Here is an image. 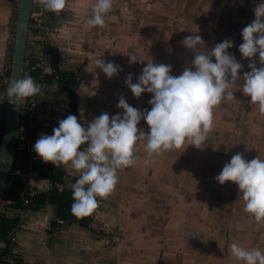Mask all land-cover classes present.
<instances>
[{
  "label": "flooded vegetation",
  "instance_id": "af4514ba",
  "mask_svg": "<svg viewBox=\"0 0 264 264\" xmlns=\"http://www.w3.org/2000/svg\"><path fill=\"white\" fill-rule=\"evenodd\" d=\"M120 1L118 8H115L120 12V20H124L129 15V9H133V11L141 9L140 6L134 7V5L146 3V0ZM191 1H193L194 5L200 2V0ZM205 1V3L201 4V9L204 12H209L207 7L214 0ZM218 1L222 4L221 11L218 10L219 16L225 15L233 22L235 14L240 15L237 3L241 5L240 9L244 10L245 8L244 11L248 12L247 15H242L243 18L247 19L245 25L255 19L253 8L258 3V0ZM162 3V0H149L147 2L148 5L156 8L153 13L157 19L164 17L171 21L186 11L183 7H177V9L175 7L169 10V14H163L165 10L161 11ZM18 4L19 0H0V16L3 19L7 16L12 21L7 22V25L4 22L2 24L4 27H1L0 24V60L2 50L4 49L5 51L7 39L8 41L10 40L9 44H12L9 56L5 58L4 66L0 63V84L11 65ZM108 15L109 18L111 16L116 17V12L110 11ZM55 17L53 12L47 11L43 29L38 31L35 29L32 20H30L27 56L30 52L36 51V46L39 47L37 50L38 55L49 57V60L52 56L51 50L56 51L54 61L58 62L59 70L63 73H73L69 65L60 61V59H64V56L62 57L63 49L49 37L50 22ZM2 18H0V21L3 20ZM9 23H11V31L9 38H7L6 31L8 30L7 26L10 25ZM118 28L117 22L110 18L109 34L113 42H110V44L113 46L109 45L110 49L107 50L106 61H113L120 66L121 70L117 75L108 78L96 66H91L89 70L76 69L79 79H77L76 102L73 107L75 110L78 107V121L81 124L82 120L86 121L82 125L93 120V115H96V108H98L94 104L98 102L104 106L103 110L100 109L102 113L107 112L111 116L117 112H122V109L117 108V103L121 96H124L133 107L140 110L149 109L151 105L148 101L152 94L145 92L140 97H135L125 84V79L129 73H132L133 82L135 83L142 68L148 62L147 60L152 59L155 63H171L167 59V57H171L170 53H165V57L157 56V54L147 50L142 53L141 48L135 42H131L127 35H119ZM229 35L232 37L231 32ZM235 37L236 34L233 36L234 40L237 39ZM72 43L78 44L79 42L75 39ZM129 47H132V50ZM230 49L228 51L231 53ZM237 51L241 55L238 49ZM71 54L74 58L78 56L77 53ZM130 56H135L144 61L130 63ZM171 59L173 58L171 57ZM241 60L239 59V62ZM69 64L73 67L75 63L71 62ZM256 65L259 67L260 61ZM63 66L66 68L64 69ZM46 70L49 72L50 69L47 68ZM246 70H240V75L244 74L243 72ZM103 74L105 83L101 79ZM57 79L58 77L55 78L53 85L47 82L41 84L45 89L46 103L51 100V94L64 92L57 86ZM80 85H82V88H87L88 91L79 92L80 96H78L77 89H80ZM235 86H237V83L233 86V89ZM54 88H58L59 92H54ZM112 88L114 89L113 91H111ZM2 93L4 92L1 87L0 95ZM2 97L4 99L2 101L3 111L6 97L4 95ZM102 97H104L103 100L101 99ZM236 98L238 100L240 98L248 100L250 97L245 96L241 91V93H237V96L234 94V97L229 99L231 105L229 104L230 107L228 109L222 110L219 107L223 101L214 108V126L206 141L202 143L201 148L185 144L179 149L163 151L149 158L144 148L146 141H137L135 163L132 166L118 170V182L114 190L106 197L98 198L97 210L86 216L90 219L89 226L93 228L96 225V221L100 220L98 218L100 215L101 220L103 218L100 221L102 225L107 221L110 224L108 226L116 231L109 233V227L107 226L108 229H106L104 238L109 240L108 242L111 245L117 246L124 238V230L122 231L119 225L112 227L111 214L119 212L120 214L123 213L125 218L128 216L140 218L141 223L137 226L143 234L156 232L158 237H160L162 234L172 231L168 237H164L165 249L160 259L162 261L165 260L164 258L167 254L166 246L171 242L172 245L173 242H176L179 244V250L177 259L172 260H182L188 264H224L222 260H227V263L234 262L229 245L232 242H238L239 232L242 230L240 228V223L243 220L242 213L247 212L244 211L243 200L239 198L238 186L231 181L221 185L216 181L215 177L221 171L225 162L229 161L231 156L236 153L243 154L247 160H251L256 156L264 158V142L262 141L264 139V124L255 121L256 115H264L260 114L258 109L255 111L256 105L250 112L242 108V111L248 117L250 116L251 119L250 122L245 123L243 128L236 127L235 119L233 118L237 114L235 108L242 107L237 105L234 108V104L238 101H236ZM223 115L226 116L227 123L224 121ZM253 119L255 123H252ZM0 121L1 128L3 116H0ZM138 128H142L146 133L149 130V126L144 120L140 121ZM53 168L65 170L60 166ZM67 182L61 186L63 187L61 190L72 191V184L68 185ZM168 191H182V194L176 199L173 193H167ZM132 208L136 211L129 214ZM241 208L242 212H240ZM247 214L250 215L249 213ZM179 264H183V262Z\"/></svg>",
  "mask_w": 264,
  "mask_h": 264
},
{
  "label": "clouds",
  "instance_id": "9594fccd",
  "mask_svg": "<svg viewBox=\"0 0 264 264\" xmlns=\"http://www.w3.org/2000/svg\"><path fill=\"white\" fill-rule=\"evenodd\" d=\"M39 2L45 10L56 14L67 4V0ZM112 3L113 0H95L87 25L104 26ZM253 12L255 19L241 30L243 42L238 50L242 58H254L258 54L260 66L254 60L249 63L251 70L242 75L240 89L264 115V0H258ZM192 33L181 43L194 56L179 75L172 74L171 65L155 63L152 59L147 60L135 83L133 74L127 75L125 84L135 97L145 92L152 94L149 109L133 107L121 96L117 108L122 112L111 116L101 113L85 125L76 115L69 114L59 120L51 134L41 133L35 141L33 150L44 162H52L56 167L70 164L78 173L71 185L73 215L91 214L98 206V198L114 190L118 170L135 163L137 141H146L144 148L149 158L185 144L201 148L206 141L214 126V108L234 97L233 86L241 77L243 65L228 51L234 45L233 40L225 38L206 48L202 36ZM143 61L130 56V63ZM95 66L108 78L121 70L115 62L100 57L95 60ZM40 91L41 85L31 75L19 78L13 75L3 94L10 103L19 106ZM141 120L149 126L147 133L138 128ZM215 179L221 185L234 182L244 202V211L257 223L264 221V158L256 156L247 160L243 154L236 153L225 162ZM229 248L232 257L242 264H264V251L259 248H246L237 242L230 243Z\"/></svg>",
  "mask_w": 264,
  "mask_h": 264
},
{
  "label": "crops",
  "instance_id": "0c3cea01",
  "mask_svg": "<svg viewBox=\"0 0 264 264\" xmlns=\"http://www.w3.org/2000/svg\"><path fill=\"white\" fill-rule=\"evenodd\" d=\"M162 2L161 11L165 10L163 14H169V10L175 7L193 9L192 15L183 12L184 15L177 16V20L192 24L196 16L200 14L199 11H203L201 4L206 1L200 0L195 5L191 0H162ZM94 3L95 0H67L66 8L60 14L53 12L56 17L50 22L49 37L63 49L65 59L63 60L75 63L73 68L89 70L91 66H95V60L98 57L106 61V53L110 49L109 45L111 46L109 22L110 18L117 20L120 15L118 9L115 8H118L121 1L113 0L110 11L116 12V17L109 18V11L105 17L104 26H89L86 23L91 16ZM173 20L175 18L171 21ZM2 23L0 22L1 25ZM75 39L79 42L78 44L72 43ZM71 53H77L78 56L74 58ZM101 77L104 82V74ZM57 95L60 94L57 93ZM62 110V100H57L54 105L51 102L47 103L41 110L38 119L43 122L44 133L51 134L52 129L58 126L59 120L63 119ZM36 163L43 168L52 166L43 160ZM60 167L67 170L71 177L74 175L78 177V173L71 169L70 164H61ZM29 181H31L32 188L36 190H43L46 186L45 179H42L37 172L31 171ZM73 183L72 181L71 184ZM135 211L132 208L129 214ZM23 215L16 231V246L24 264H51L53 262L56 264H179L181 262L188 264L186 261L172 260L177 259L179 244L176 242H173V245L171 242L166 246L165 260H160L165 249L164 237H168L172 231L160 237L156 232L143 234L137 226L141 223V219L135 216L125 218L123 213L111 214L112 227L119 225L120 229L124 230L123 240L117 246H113L108 242L109 240L104 238L109 223L105 221L102 225L100 221L103 218L101 220L100 215L98 216L100 220L96 221L93 228L91 226L84 228L78 223H63L52 231L49 230V225L50 221L56 219L54 205H45L39 211L29 210ZM242 219L240 223L242 230L239 232L237 243L246 248H259L264 251V221L257 223L251 215L244 212ZM109 231L112 233L115 230L109 227ZM235 260L234 258V262L231 263H227V260L222 261L224 264H242V261L235 262Z\"/></svg>",
  "mask_w": 264,
  "mask_h": 264
},
{
  "label": "rangeland",
  "instance_id": "374dc122",
  "mask_svg": "<svg viewBox=\"0 0 264 264\" xmlns=\"http://www.w3.org/2000/svg\"><path fill=\"white\" fill-rule=\"evenodd\" d=\"M148 1L149 0H146L145 1L146 3H142V4L138 3L137 5H134V7L140 6L141 9H139L137 11H133V9L132 10L129 9L128 10L129 15H127V17L124 20H120L121 19L120 15L118 16L117 20L114 19V20H116L117 25L119 27L118 28L119 29L118 30L119 35H123V34L127 35L128 38L131 39V42H135V44H137L141 48L142 53H144V50L152 51L154 54H157V56H164L165 53H170L171 57L173 59H171V57H167V59L169 61H171V63H169V65L172 66V74L173 75H179L186 66H189L191 64V60L193 59L194 53L191 50L187 49L181 43V41L183 40V38L185 36L193 34L192 32H196L195 34H199L202 36V38L204 40V45L206 48L213 47L216 43L223 41L225 38H232L231 40H234L233 36H235V34H236L235 38H237V39L234 40V45H233L232 49H230V50H231V53L236 56L238 61H239V59H242L240 61V63L243 65V68L241 69V71H244L246 69H247L246 71H250L251 69L248 67V65L252 60H254L256 64L259 62L258 54L254 58H242V56L237 51L238 48H236L239 46L240 43L243 42L242 36H241V30L244 26H246L245 23L247 22V19L243 18L242 15H247V13H248V12L244 11L245 8H244V10L240 9L241 8L240 4L236 3V5H239L238 8L240 10V15L235 14L233 22L229 19V17H227L225 15H221V16L218 15L219 14L218 10L221 11L222 4L218 0H214V1H211L209 6L207 7V10L209 12L199 11L200 14L196 16L194 23L185 24L183 20H177V17H175V20H173V21H170L164 17H162V18L159 17L158 19L155 18L156 16H154L153 12L156 10V8L153 7L152 5H148L147 4ZM153 1H155V0H153ZM176 9H177V7H176ZM189 10L190 9H187L184 12L192 15L193 10H190V11ZM182 15H184V13H182ZM222 16H224L225 19L222 18ZM185 17H186V14H185ZM0 18H2V16H0ZM5 18H4L5 20L2 18L3 20H1L0 22H3V23L5 22V25H7V22H9V21L12 22L11 19L7 18V16ZM9 24L10 25L7 26L8 30L6 31L7 38H9L10 31H11V23H9ZM1 27H4V25H1ZM230 32L232 33V37H230V35H229ZM127 40H124V41H127ZM9 41L7 39L5 51L3 49L2 53H1L2 56H1L0 63L3 66L5 64L4 62H5L6 56H9V53L11 51V45L12 44L11 43L9 44ZM111 46H113V45H111ZM130 49L132 50V47ZM134 50H135V48H134ZM214 59L215 58H213V60ZM50 60H48V62ZM60 61L62 63L69 65V68L71 69V71L76 76V79H79V74L76 71V69H77L76 67L73 68L72 66H70V64L68 62H66L62 59H60ZM63 68L65 69L66 67L63 66ZM48 69H50V68H48ZM245 72H243V73H245ZM242 75L237 82V86H235L233 89L234 94L236 96H237V93L239 94L242 91L240 89V86L243 84V79H244ZM80 78H82V77L80 76ZM3 79H4V77H3ZM80 86H81L80 89L79 88L77 89L78 96H80L79 92H83L84 90L88 91L87 88H82V85H80ZM1 87L3 88V92H4L3 80L0 84V91H1ZM77 87H78V84H76V88ZM113 90L114 89L112 88L111 91H113ZM55 91L59 92V89L54 88V92ZM3 95H4L3 93L0 95V116H3V111H2V101H4V99L2 97ZM50 96H51V100L49 102H47L48 104L51 102V104L54 105L57 103V100H62L63 118H65L69 114H74L77 116L78 107L75 110L74 107L71 106V104H69L71 99H69L67 97L66 93L61 92L60 95L53 93ZM101 99L103 100L104 97H102ZM237 100L238 99L236 98V101ZM229 101H230L229 99L223 100V102L221 103V105L219 107H221L222 110L228 109V107H230ZM249 101H250V98L248 100L240 98L234 104V108L237 105L242 106L241 108H239V107L235 108L237 110V114H235L233 117L235 119V126L238 128H243L245 123L250 122L251 117L250 116L248 117L242 111V108L248 112L253 110L254 104L252 105ZM47 103H45L39 107H35L31 112V114L34 118V122L36 123L37 127L41 130V133H44V129H43L44 125H43V122L39 121L40 119H38V116H40L41 110L44 109V107L46 106ZM94 105H96V107H98V108L95 107L96 108V113H95L96 115H93L95 118L96 116H98L102 113V111H100V109L103 110L104 106H103V104H100L99 102L97 104H94ZM234 108H233V110H234ZM257 109H258V107L255 109V111ZM52 111H53V109H52ZM1 113H2V115H1ZM77 118H78V116H77ZM223 119L227 123L226 116L223 115ZM243 120H247V121H243ZM255 121L264 124V116L256 115ZM255 121L253 119L252 123L253 122L255 123ZM84 122H86V121L82 120V124H84ZM0 123H1V121H0ZM254 132H255V130H254ZM0 133H1V128H0ZM262 141L264 142V139ZM31 159H32V162H38L40 160L42 161V159H40L39 156L35 152L32 153ZM48 165H52V167H56V165H54L52 162H49ZM32 166H33V163L31 164V168H32ZM68 176H69L67 179L68 185H71L72 181L75 182V180L78 178L75 175L72 177H71V175H68ZM45 182H46V186L43 187L44 188L43 190H39V192H48L49 190H51L53 188L52 187L53 185L51 182H49L47 180H45ZM29 184L32 187L31 181H29ZM62 188L63 187H60V189H62ZM167 193H171V194L173 193V195L177 199V197H179L182 194V191H176V192L168 191ZM21 216L24 217L23 213H20V217ZM56 220H57V216H56V219L53 221H56ZM53 221H50L49 230H51V228L53 226L52 225ZM99 237H101V236H98V238ZM17 251H18V249H17ZM18 254L20 255L19 251H18ZM39 258H41V256H39ZM54 263L55 262H53L51 264H54Z\"/></svg>",
  "mask_w": 264,
  "mask_h": 264
},
{
  "label": "trees",
  "instance_id": "16d2710c",
  "mask_svg": "<svg viewBox=\"0 0 264 264\" xmlns=\"http://www.w3.org/2000/svg\"><path fill=\"white\" fill-rule=\"evenodd\" d=\"M56 51L51 50V60L49 61L50 70L42 69L38 67L32 74L34 80L40 85L47 82L50 85L55 83V78L57 86L60 90L67 94V97L71 99L70 103L73 106L76 102L75 94L76 87L78 84L77 79L73 73H63L59 70L58 62L54 61ZM10 76V70L6 74ZM7 86L4 87V89ZM30 119L27 115L23 114V124L26 126L27 131H29V121ZM2 131V124H1ZM23 159L24 163L21 168L23 171L29 170V166L33 163L32 171L39 173L40 177L48 180L52 183V189L48 192L32 193V188L29 182H15L6 194L5 200L9 203H5L1 207L0 212V264H8L5 260L6 256L11 251V242L9 236L15 230L17 231L20 226V213H24L29 210L38 211L45 205H54L56 207L57 220L52 222V230H55L58 226L63 223H78L84 228H89L90 219L86 216L77 217L73 215L70 211L72 196L71 191L61 190L59 187L63 186L68 178V174L65 170H56L53 167L43 168L36 162H32L30 154H17L16 160ZM17 247V246H16ZM17 264H24L23 258L18 254L16 258Z\"/></svg>",
  "mask_w": 264,
  "mask_h": 264
},
{
  "label": "water",
  "instance_id": "95a60500",
  "mask_svg": "<svg viewBox=\"0 0 264 264\" xmlns=\"http://www.w3.org/2000/svg\"><path fill=\"white\" fill-rule=\"evenodd\" d=\"M33 3L34 0H19L9 82L13 75L19 78L25 74ZM22 105H14L5 99L0 143V212L9 189L10 176L15 165L21 137ZM66 173L69 175L67 170Z\"/></svg>",
  "mask_w": 264,
  "mask_h": 264
},
{
  "label": "built area",
  "instance_id": "2783aa9c",
  "mask_svg": "<svg viewBox=\"0 0 264 264\" xmlns=\"http://www.w3.org/2000/svg\"><path fill=\"white\" fill-rule=\"evenodd\" d=\"M31 14V20L34 23L35 29L38 31L39 29H43V22L47 14V10L44 9L43 5L40 4L39 0H34L33 3V9ZM39 49L38 46H36L35 52H30L26 58V67H25V74L24 75H31L33 72L38 68L47 69L49 67V57L40 56L37 53V50ZM11 66V65H10ZM10 70V68H9ZM9 83V77L6 75L3 79V86H7ZM45 89L44 86L41 85V91L35 96H32L28 98L24 104L23 107V114L27 115V117L30 119L29 121V131H27L26 126L22 124L21 129V137L17 149V154H30L32 157L33 145L35 141L38 139L41 130L37 127L36 123L34 122V118L31 114L32 110L35 107H39L46 103L45 101ZM6 99V98H5ZM1 137H2V131L0 133V143H1ZM24 161L23 159H18L15 161L14 168L12 170L10 181H9V189L12 187V184L19 181L21 183L23 182H29L30 173L32 171L31 165L29 166V170L23 171L21 166H23ZM32 188V187H31ZM32 193L35 194L36 190L32 188ZM9 203L7 200H4L3 204ZM98 208V206H97ZM97 208L93 211L95 212ZM10 242H11V251L6 256L5 260L8 262V264H17L16 258L18 256V251L16 247V230L12 232L9 236Z\"/></svg>",
  "mask_w": 264,
  "mask_h": 264
}]
</instances>
